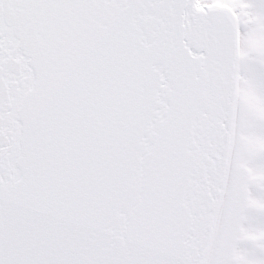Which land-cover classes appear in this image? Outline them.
Segmentation results:
<instances>
[{
  "label": "snow or ice",
  "instance_id": "1",
  "mask_svg": "<svg viewBox=\"0 0 264 264\" xmlns=\"http://www.w3.org/2000/svg\"><path fill=\"white\" fill-rule=\"evenodd\" d=\"M0 264H264V0H0Z\"/></svg>",
  "mask_w": 264,
  "mask_h": 264
}]
</instances>
